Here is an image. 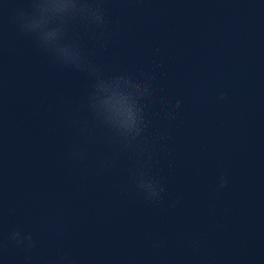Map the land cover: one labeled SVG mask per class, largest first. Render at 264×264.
<instances>
[{
    "label": "water",
    "instance_id": "water-1",
    "mask_svg": "<svg viewBox=\"0 0 264 264\" xmlns=\"http://www.w3.org/2000/svg\"><path fill=\"white\" fill-rule=\"evenodd\" d=\"M0 264H264V0H0Z\"/></svg>",
    "mask_w": 264,
    "mask_h": 264
},
{
    "label": "clouds",
    "instance_id": "clouds-1",
    "mask_svg": "<svg viewBox=\"0 0 264 264\" xmlns=\"http://www.w3.org/2000/svg\"><path fill=\"white\" fill-rule=\"evenodd\" d=\"M58 7H66L67 5L65 4H60V5H57Z\"/></svg>",
    "mask_w": 264,
    "mask_h": 264
}]
</instances>
